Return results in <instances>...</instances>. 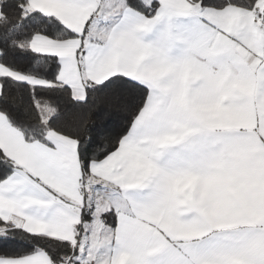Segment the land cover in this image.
Here are the masks:
<instances>
[{"label":"snow or ice","instance_id":"6c2138e0","mask_svg":"<svg viewBox=\"0 0 264 264\" xmlns=\"http://www.w3.org/2000/svg\"><path fill=\"white\" fill-rule=\"evenodd\" d=\"M0 264H264V0H0Z\"/></svg>","mask_w":264,"mask_h":264}]
</instances>
